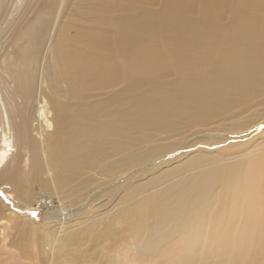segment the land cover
I'll use <instances>...</instances> for the list:
<instances>
[{"label":"bare ground","instance_id":"6f19581e","mask_svg":"<svg viewBox=\"0 0 264 264\" xmlns=\"http://www.w3.org/2000/svg\"><path fill=\"white\" fill-rule=\"evenodd\" d=\"M67 1L36 0L33 15L22 32L19 29L16 33L20 40L15 39L11 54L4 55L5 72L21 107L16 130L11 128L7 110H0V124H8L7 130L4 126L0 130V168L20 140L28 150L29 175L23 179L16 168L0 182L28 192V181L42 172H52L58 183L72 179L80 163L98 164L102 173H110L100 195L113 207L99 224L90 219L63 221L75 213L60 214L57 222L69 224L54 232L37 224L30 229L16 223L10 252L0 247V264H23V258L39 264L38 240L48 248L44 264L93 263L95 249L104 241L125 238L130 244L122 255L123 264H206L202 252L207 250L216 252L213 264H264V144L223 158L214 155L220 151H184L185 159L173 165V158L161 160L157 165L167 167L137 182L134 173L124 172L123 181L111 176L114 160H110L118 152V139L132 153L131 164L155 154V146L134 148L142 140L141 136L132 138V134L141 125L176 130L180 123L226 113L238 97L264 91V21L258 15V10H264V0H159L162 9L143 24L149 37L152 30L171 34L168 44L172 55L168 49L163 55L156 40L137 35L142 24L139 20L121 25L116 34L93 26L85 30L84 21L78 20L77 29L66 41L69 29L65 19L53 29L59 40L38 77L45 82L46 91L40 87L38 92L31 72L41 51L39 33L47 28L50 9L56 3L69 16L72 9L64 5ZM88 1L93 2L86 7L90 16L105 8L123 9L122 4L134 0H112L119 3L116 8L104 4L106 0ZM190 13L197 14L199 20L188 22ZM221 18H227L229 24L224 25ZM110 23L108 19L105 25ZM4 31L10 29L1 28L0 36ZM188 47L198 48L200 56L207 57L203 66L189 59ZM104 52H109V59L100 57ZM118 53L123 64L115 59ZM155 67L163 73L179 68L189 75L183 73L168 86H153L142 95L130 96L132 84L143 88ZM121 78L127 85L123 95L114 91L89 109L83 107L87 86ZM37 94L49 103L50 119L45 106L35 109ZM121 108L126 109L124 115ZM33 120L36 122L30 128ZM30 129L36 130L37 136L30 135ZM110 182L114 186H109ZM84 196H74L73 203ZM252 241L256 243L250 254ZM85 248L92 250L91 254Z\"/></svg>","mask_w":264,"mask_h":264},{"label":"rangeland","instance_id":"374dc122","mask_svg":"<svg viewBox=\"0 0 264 264\" xmlns=\"http://www.w3.org/2000/svg\"><path fill=\"white\" fill-rule=\"evenodd\" d=\"M35 1L36 0H30L27 3L25 0L0 1V29L8 28L11 32L4 31L0 36V110L3 108L7 110L12 129L17 128L18 126V109L21 107V104L20 98L12 92V90L14 91L13 83L10 82L7 73L5 72L6 70L4 67H6V62L4 63V55L11 54L15 45V39L20 40V35H16V33H18L17 31L19 29L20 32H22L25 23L33 15L31 9L34 7ZM143 1L144 2L134 0L126 5L122 4L123 9L117 8L118 10L109 11V8H105L88 16L89 13L87 12L86 7L87 5L93 4V2L88 0H68L64 4L67 8L72 9V12L68 17L62 12L63 9L60 10L61 5L56 3L50 9L52 13L49 17L47 28L39 33L41 38V51L37 54V59L31 72L38 92L40 87L45 89L46 86L45 82L39 81L38 77L45 63L51 58V50L53 46L57 44L59 40L57 31H53V29H58L61 25L60 22L63 23L65 19L68 20L66 28L69 29L67 31L68 38L66 41H68L69 37L73 35L74 31L77 29L75 24L78 20L84 21L83 29L85 30L90 29L93 26L96 29L108 30L115 34L119 32L117 30L121 25L123 26L126 23L133 21L137 22V20H139L138 23L142 24L139 26L140 29L138 30L137 35L147 40H156L163 48V55L165 54L166 49H168L170 55H172L171 47L168 44L171 34H168V32L165 33L152 30L149 37L148 30L143 24L144 20H148V22L151 21L150 18L152 15H156L154 14L155 12L159 13L162 9L161 1ZM104 4H107L110 8H116V4L119 3L117 1L106 0ZM258 11V15H261L262 20L264 21V10ZM108 19L111 20L112 23L106 26L105 22ZM186 19L188 22L198 21L199 17L195 13H190L187 14ZM220 22L224 25L229 24L227 18H221ZM175 25L180 26L181 23H176ZM184 35L185 34L183 33L181 36ZM23 41L24 38L22 39V42ZM174 48L175 44L172 43V49ZM186 50L189 52V59L191 61L193 60L194 64L197 66H203L207 57L204 55L200 56L201 52L198 48L190 49L188 47ZM100 57L107 60L110 58V54L109 52H104ZM115 59L119 64L125 62L120 53L117 54ZM151 71L152 72L148 76V83L143 88H139L136 84H132L130 96L136 97L142 95L143 92L148 91L149 89L151 90L153 86H168L172 84L174 80H178V78H180L179 75H184L187 70L177 68V70L173 69L163 73L160 68L155 67ZM85 90L87 99L84 101L85 103L83 107L89 109V106L91 107L92 103L95 105L99 100L105 99L106 96L114 91L123 95L124 91L127 90V85L125 80L121 78L114 83L101 82L97 85L91 84L87 86ZM38 95L39 94H37V100L33 101V105L35 106V109L41 104L43 107L45 106V113L47 114V118L50 119V105L42 99L41 95ZM234 100L235 101L229 104L231 107L227 112L225 111L226 113L223 112L224 114L221 113L222 115L219 114L210 119L193 120L190 121L189 124L184 122L180 123V128L176 130L149 128L141 125L140 130L132 134V138H139L141 136L142 140V142L138 144L135 143L134 148L139 149V146H145V148L155 146L156 148L155 154L142 163L131 164L130 158L132 153L127 148H124L121 142L122 140L118 139V152H115L114 156H111L110 158V160H114V168L111 172V176H117L120 178L119 181H123L125 179L124 172H128L134 173L133 179L136 180V182L143 181L167 167L166 165L163 167L157 165L158 163H161V160L173 158L174 160L172 159L173 162L170 164L173 165L185 159L182 155L184 151H187V153H192V150L204 149L220 151V154L214 152V155L223 158L227 156H239L241 153L249 152L258 148L264 144V91L259 92L258 94L238 97ZM125 112L126 109L121 108V113L123 115ZM35 122L36 121L33 120V122L30 123V128H32ZM2 126L7 130V123L4 122V124H0V130ZM51 129L52 127H50V130ZM33 130L34 129H30L29 134L37 136L36 130ZM18 135L17 132V137L19 139L20 137ZM256 145L257 147H254ZM26 150L27 149L22 142L18 140L13 154L7 160L6 164L0 168V180L4 179L12 169L16 168L18 171L20 169V177L23 179L28 178V150ZM121 164H123V166H120ZM151 165V170H148V167ZM99 169L100 166L98 164L80 163L76 166L77 173L72 176V179L68 178L66 181L58 183H55L56 181L52 172H50V174L42 172L38 175L37 179L30 180L27 184L26 181H24V184L27 185L26 188L28 189V192H19L15 190V187H11L10 183L0 182V236H2L0 237V247L2 251L6 253L10 252L11 239L16 234V229L14 227L16 223H19V225L24 224L28 228L31 227L30 229H32V224H37L38 226H44L49 231L54 232L60 230V227L69 224L66 222L64 224L57 222L56 219L58 218V215L61 214L65 216L67 215L66 213L70 212L75 214L62 219L63 221H67L70 218H77V222H79L78 220L83 221L84 219V221H89L90 219L98 224L102 223L103 220L108 217V211L113 207V204L112 202L107 201V198L104 199V197L100 195L102 189L108 184L106 181L110 179V173H102ZM47 176L50 179H48ZM5 185L9 187H4ZM109 186H114V183L110 182ZM79 193H84L85 196L82 199L84 202L81 200L73 203L72 199ZM87 207L88 211L85 212L84 208ZM9 220H11V222H9ZM40 238H42V236ZM255 243V241H252L251 247L249 248L250 254L253 251L252 249L254 248ZM38 244L37 259L39 260V264H44L47 261V259L43 258V256L46 255L44 252L48 248L42 245V240H38ZM129 244V241L126 238L116 241H104V243L95 249L96 253L94 257L96 260L93 263L87 264H105L107 261L114 262L115 264H123L124 261H121V258L129 249ZM84 251L91 254L92 250L85 248ZM214 253L216 252L208 250L202 252V257L206 259V264H213ZM20 261L23 264H26V262L28 264H36L32 260H26L24 258Z\"/></svg>","mask_w":264,"mask_h":264}]
</instances>
